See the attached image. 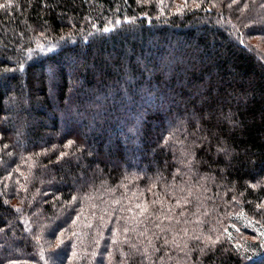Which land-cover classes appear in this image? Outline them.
Masks as SVG:
<instances>
[{"label":"trees","instance_id":"trees-1","mask_svg":"<svg viewBox=\"0 0 264 264\" xmlns=\"http://www.w3.org/2000/svg\"><path fill=\"white\" fill-rule=\"evenodd\" d=\"M0 264H264V0H0Z\"/></svg>","mask_w":264,"mask_h":264},{"label":"snow or ice","instance_id":"snow-or-ice-1","mask_svg":"<svg viewBox=\"0 0 264 264\" xmlns=\"http://www.w3.org/2000/svg\"><path fill=\"white\" fill-rule=\"evenodd\" d=\"M104 31H109V29L106 28V29H104ZM38 47H40V46H38ZM219 151H223V149H220ZM74 199H75V197H74ZM137 207L140 208L141 206L140 205H137ZM145 211H147V207L146 206L141 209V212L142 213L145 212Z\"/></svg>","mask_w":264,"mask_h":264}]
</instances>
